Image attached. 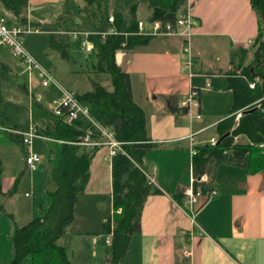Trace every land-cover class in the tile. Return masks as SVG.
I'll return each instance as SVG.
<instances>
[{"label":"crops","instance_id":"crops-1","mask_svg":"<svg viewBox=\"0 0 264 264\" xmlns=\"http://www.w3.org/2000/svg\"><path fill=\"white\" fill-rule=\"evenodd\" d=\"M37 2L40 0H28V23L34 21L29 8ZM186 6L196 22L190 55L184 51L183 38L164 36L154 37L146 47L118 50L115 54L116 64L130 75L134 101L146 113L148 136L157 144L147 152L143 162L161 188L160 193L147 197L141 211L140 230L131 236L120 264H264V168L220 163L213 178L203 174L207 181L200 182L197 188L203 195L215 189L217 195L201 206L197 224L188 215L184 194L190 186L191 148L210 145L212 139H219L217 124L229 115L232 105L229 77L234 73L241 75L242 69L253 62V43L262 23L261 16L250 0H187ZM59 74L62 76L61 71ZM30 76L31 79L7 48H1L0 106L4 101L3 87L23 77L22 88L31 112L32 100L40 101L34 92L40 82L36 72ZM191 89L198 90L200 105L189 115L183 113L182 103ZM30 115L27 130L22 126H6L8 121L0 113V264H9L13 258L15 227L25 225L34 216V206L24 199L29 197L28 192L23 197L19 190L22 178L31 171L25 163L27 152L38 153L33 141L57 144L56 165L60 158V141L39 136L32 139L31 145L22 142L19 132L34 127ZM246 141L241 135L235 138L236 143ZM109 151L108 146L100 145L91 161L89 180L75 206L71 229L75 236L70 237L75 246L74 255L85 251L87 257L83 260L88 262L90 258L93 263L100 254V264L108 260V246L102 240L94 243L93 237L105 234V224L113 213ZM40 156L41 162L43 159L50 162L55 152L46 149L44 156ZM29 174L33 185L35 176ZM6 205L11 207L10 211ZM40 210L42 215L44 210L41 207ZM18 215L30 220L17 224ZM65 238L64 235L60 243L67 248Z\"/></svg>","mask_w":264,"mask_h":264},{"label":"trees","instance_id":"trees-1","mask_svg":"<svg viewBox=\"0 0 264 264\" xmlns=\"http://www.w3.org/2000/svg\"><path fill=\"white\" fill-rule=\"evenodd\" d=\"M81 1L83 4L64 0V11L53 22L28 23V0H0V16L9 23L29 24L48 32L51 44L63 50L64 57L68 56L65 37L71 32L89 33L88 39L94 43L92 51L96 55L94 72L107 75L112 87L109 90L94 80L91 90L74 93L91 119L80 115L71 123L65 121L66 112L56 115L37 99L32 100V121L38 134L62 143L60 158L52 173L56 188L48 192L50 204L44 214L15 227L14 254L9 264H22L27 257L31 258V264H71L60 239L72 227L77 200L85 191L90 164L99 148L79 144L88 130L92 131L93 142H102L104 139L97 126L107 129L122 148L111 159L113 213L104 231L112 233V243L107 247L105 264H120L131 236L140 230L141 211L147 197L161 192L150 184L143 162L147 152L157 144L148 136L146 113L134 101L130 75L116 64L115 54L118 50L146 47L154 38L136 34L140 7L149 9L150 20L172 22L185 12L187 0ZM250 2L262 20L253 43L254 60L242 69L241 75L234 73L229 77L230 113L217 124L219 139H223L214 146L196 148L197 154L193 157L196 178L203 174L213 178L215 167L220 163L264 168V150L259 147L264 142V0ZM111 16L113 22L109 21ZM252 82H255L254 88L250 87ZM239 112L242 114L236 121ZM183 113H187L186 108ZM240 135L247 141L236 143L235 138ZM21 140L23 142V138ZM201 183L197 182L196 186Z\"/></svg>","mask_w":264,"mask_h":264},{"label":"rangeland","instance_id":"rangeland-1","mask_svg":"<svg viewBox=\"0 0 264 264\" xmlns=\"http://www.w3.org/2000/svg\"><path fill=\"white\" fill-rule=\"evenodd\" d=\"M77 1L80 4H83L81 0ZM63 3V1L59 0H40L39 3L37 2L35 4V6L29 8V15L34 21H39V19L55 20L56 17H59L64 11ZM139 19L144 20L147 23V26L150 24V11L147 7L142 6L139 8ZM65 38L68 41V45L66 47V52L68 55L67 57L63 56V50L55 48L51 44V37L48 32L31 33L25 35L23 37V47L42 66L50 70L57 84L61 88H70V90L82 93L91 90L92 81L96 80L99 83L105 85V87H107L109 90H111L112 87L110 85L108 76L105 74L101 75L94 72L93 66L96 62V55L94 51L88 52L83 48L84 37L81 35H77L75 37L70 35L69 37ZM15 59L16 61H19V59ZM57 71L58 74L59 71H61L62 76L59 74V77ZM23 85L24 78L21 77L18 78L17 81H9L5 85L6 87H3L2 94L4 97V101L0 106V113L8 121L5 122L6 126H10L13 128H15V126H22L28 130L31 122V112L30 105L27 102V95L22 88ZM59 91L60 90L58 89V87L54 84H50L47 87L39 84L34 89L36 96H40V102L49 109H51V105L54 100L58 101L60 99L61 93ZM11 121L13 123L17 121V124H9ZM33 142L34 144H36V151L42 156H44V152L46 149H53L55 152V158H53L50 162L43 159L38 169H36L35 171H28L27 174L22 178L19 190L23 194V197L24 193L28 192L29 197H25L24 199L25 202L29 203V205L34 206V214L32 215H34L33 218H35L37 216H40V207L44 210L42 214H44L49 207L50 197L48 192L55 188V182L53 180L52 173L53 167L56 166V156H58V154L56 152L57 144L41 141L39 139H35ZM29 173H32L33 176H35L33 185H31L30 183ZM6 208L9 211L11 210V207L9 205H6ZM26 219L30 220V218H27V216L24 217V215H18L15 217V223H23V221H26ZM73 227L74 226L72 224V227L69 229V231L71 232L65 234V243L67 244V248L65 249L72 263L78 264V261L83 260L87 257V253L85 251H78L74 255L73 249H75V246L74 244H72V239H70L71 236H75L71 230L73 229ZM101 235L102 236L98 235V239L100 238V240H102L104 243L105 234ZM73 243H76V241H73ZM97 250L99 251V248H97ZM99 257H101L100 254ZM99 257L94 259L93 263L89 258L88 262L86 260H83L84 262H82L81 264H100L101 260L99 259ZM22 264H31V258L27 257Z\"/></svg>","mask_w":264,"mask_h":264},{"label":"built area","instance_id":"built-area-1","mask_svg":"<svg viewBox=\"0 0 264 264\" xmlns=\"http://www.w3.org/2000/svg\"><path fill=\"white\" fill-rule=\"evenodd\" d=\"M110 22L114 21V18L111 16L109 18ZM196 22L189 10L186 6L185 12L179 15V17L174 21L163 22L161 20H150V24L147 26V23L139 19L138 20V31L136 34L151 36V37H180L184 39V51L191 54V41L193 36V29ZM42 30L37 27H32L27 24H13L9 23L7 19L3 16H0V49L7 48L11 55L14 58L19 59L21 64L23 65L25 71L29 74L31 79V74L36 72L38 75V79L41 85L44 87L49 86L50 84L56 85L61 91L60 99L54 100L51 105V111L56 115H61L66 112L65 121L67 123L73 122L80 115H84L90 118L88 114V110L86 107L82 106L80 102L76 99L74 92H71L67 89L61 88L54 76L44 68L27 50L23 47V37L27 34L31 33H40ZM111 33V32H110ZM70 35L73 37L77 35H81L84 37L83 48L90 52L94 49V43L88 39L89 33L87 32H71ZM191 60L188 61L189 67H191ZM256 81H259V78H256ZM255 82L250 83V87L254 88ZM199 92L196 89H191L186 99L182 103L183 108L187 109V114L192 115L193 109L199 108ZM198 119L201 116L198 114L196 116ZM241 117V112L236 114V121ZM91 119V118H90ZM100 130L103 141L102 142H93L91 140L92 131L88 130L86 135L82 137L79 144L84 146H100L106 145L110 148L109 156L113 157L117 152L121 151V145L117 142L112 133L107 129L101 128L97 126ZM22 135L23 143L26 145H31L32 139L35 137H39L40 135L37 132L36 127H31L28 132H19ZM41 137V136H40ZM218 142L217 139H212L210 142L211 146H214ZM260 148L264 150V142L259 145ZM197 154V150L195 146L191 148V160H190V186L184 190V194L187 197L186 208L188 211V215L191 220L197 224V213L201 206L207 199H210L217 195V191L212 189L206 195H203L202 192L197 188V182H206V175H202L200 178H196L193 173V157ZM25 163L27 167L31 171H35L38 169L41 163V156L29 150L25 156ZM148 180L150 184L160 188V186L156 183V181L152 178V176L148 175ZM161 189V188H160ZM199 226V225H198ZM202 233L205 231L199 226ZM100 237V236H99ZM98 236L93 237L94 243L98 242ZM104 243L106 246H110L112 243V233H107L104 236Z\"/></svg>","mask_w":264,"mask_h":264},{"label":"water","instance_id":"water-1","mask_svg":"<svg viewBox=\"0 0 264 264\" xmlns=\"http://www.w3.org/2000/svg\"><path fill=\"white\" fill-rule=\"evenodd\" d=\"M251 111H253V110H251ZM222 139H223V138H220V139L218 140V142H221Z\"/></svg>","mask_w":264,"mask_h":264}]
</instances>
